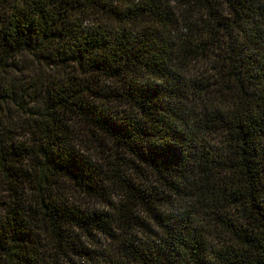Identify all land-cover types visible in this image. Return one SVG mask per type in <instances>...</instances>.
<instances>
[{
    "label": "trees",
    "instance_id": "obj_1",
    "mask_svg": "<svg viewBox=\"0 0 264 264\" xmlns=\"http://www.w3.org/2000/svg\"><path fill=\"white\" fill-rule=\"evenodd\" d=\"M0 264H264V0H0Z\"/></svg>",
    "mask_w": 264,
    "mask_h": 264
},
{
    "label": "rangeland",
    "instance_id": "obj_2",
    "mask_svg": "<svg viewBox=\"0 0 264 264\" xmlns=\"http://www.w3.org/2000/svg\"><path fill=\"white\" fill-rule=\"evenodd\" d=\"M209 73H210V71H209V69H207V71H206L205 74H209ZM83 138H84V137H83ZM79 148L83 149V147H79ZM71 192H72V194L76 197L77 193L74 192V191H72V190H71Z\"/></svg>",
    "mask_w": 264,
    "mask_h": 264
}]
</instances>
